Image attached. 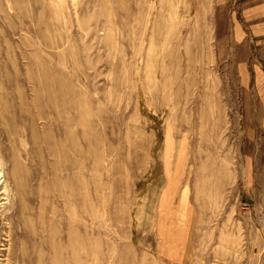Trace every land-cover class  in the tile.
Wrapping results in <instances>:
<instances>
[{"label":"rangeland","instance_id":"374dc122","mask_svg":"<svg viewBox=\"0 0 264 264\" xmlns=\"http://www.w3.org/2000/svg\"><path fill=\"white\" fill-rule=\"evenodd\" d=\"M215 1L0 0V264H264Z\"/></svg>","mask_w":264,"mask_h":264},{"label":"crops","instance_id":"0c3cea01","mask_svg":"<svg viewBox=\"0 0 264 264\" xmlns=\"http://www.w3.org/2000/svg\"><path fill=\"white\" fill-rule=\"evenodd\" d=\"M214 5L215 13L226 8L228 33L223 40L226 45L229 40L231 49L224 64L241 95V125L254 127L262 146L257 158L264 184V0H216Z\"/></svg>","mask_w":264,"mask_h":264}]
</instances>
